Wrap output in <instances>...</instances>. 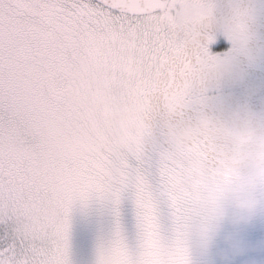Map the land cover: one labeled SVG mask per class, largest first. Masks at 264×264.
<instances>
[{
  "label": "snow or ice",
  "instance_id": "obj_1",
  "mask_svg": "<svg viewBox=\"0 0 264 264\" xmlns=\"http://www.w3.org/2000/svg\"><path fill=\"white\" fill-rule=\"evenodd\" d=\"M167 0H0V264H77L73 209L99 200L113 217L87 264H195L185 244L188 225L172 195L169 174L190 154L225 181L230 170L206 137L182 152L167 123L187 122L224 97L206 76L209 47L218 32L231 52L250 59L264 50V0H191L202 16L214 9L219 29L197 32L161 19ZM87 62L98 82L105 71L138 65L124 76L116 102L131 107L147 131L136 151L73 155L41 151L38 129L63 114L62 83L50 86L29 68ZM31 78L32 86L26 87ZM46 97L45 107L36 105ZM264 115V113H260ZM131 203V222L124 206Z\"/></svg>",
  "mask_w": 264,
  "mask_h": 264
},
{
  "label": "rangeland",
  "instance_id": "obj_2",
  "mask_svg": "<svg viewBox=\"0 0 264 264\" xmlns=\"http://www.w3.org/2000/svg\"><path fill=\"white\" fill-rule=\"evenodd\" d=\"M180 2L181 0H172L170 4V14H180L176 17L169 15L168 19L172 22L181 25L183 20L201 15L190 2ZM217 3L220 5L219 0ZM213 11L214 9H209L204 15ZM218 20L222 22V18ZM216 41L209 47L207 60L214 61V64H207L206 76L215 79L221 75L217 69L225 61L231 67L242 69L246 66V76L236 78L241 83L238 87L231 84L235 80L233 75L227 79L226 87L220 84V94L224 99L226 96L233 98L232 102L224 104L222 99L191 121H169L166 126L168 138L177 152H182L188 141L196 137L208 138L220 155H225L223 160L230 170V179L225 181L212 175L204 161L186 154L177 161V171L169 174L170 189L183 209L188 225L185 244L192 251L195 264H264V212L251 223L236 222L233 218L234 207L220 199L225 188L239 186L241 166H235V162L243 161L244 152L215 135L216 130L212 125H209L208 130L201 127V122L211 117L233 131L258 128L260 135H264V115H260L264 113V52L250 59L244 54L231 52L233 45L228 39H222L221 46L214 49ZM253 46L264 50V39ZM250 70L252 71L249 72ZM29 71L47 85L62 83L63 112L76 114L73 119L60 114L39 127L37 147L41 151L55 146L79 156L100 150L136 151L140 148L147 130L138 125L136 113L131 107L122 105L115 99L125 87V75L135 79L143 74L144 70L138 65L109 69L99 82L91 76L92 68L85 61L78 64L69 62L59 67L46 63L32 66ZM221 76L226 78V75ZM31 86L32 80L29 78L26 87ZM248 95L255 102L253 107L250 106ZM46 104V97H37L38 107H45ZM217 104L226 105L227 111H224V107L218 109ZM237 105L243 110L237 111ZM239 116L242 119H249L250 116L257 120L255 123L241 121L248 122L249 125L239 128L235 125ZM231 121H235L234 126H230ZM228 158L233 162L232 166L227 162ZM193 166L203 173V178L192 171ZM260 188L264 190V181ZM217 202L224 209V215L216 207ZM131 216V203L126 202V222H131ZM72 223L75 259L77 264H87L98 238L109 233L113 217L105 204L92 200L74 207Z\"/></svg>",
  "mask_w": 264,
  "mask_h": 264
},
{
  "label": "clouds",
  "instance_id": "obj_3",
  "mask_svg": "<svg viewBox=\"0 0 264 264\" xmlns=\"http://www.w3.org/2000/svg\"><path fill=\"white\" fill-rule=\"evenodd\" d=\"M217 71L221 75H231L234 69L225 61ZM209 125L215 128V135L244 152L241 171L238 174L239 186L225 188L220 199L234 207L233 218L236 222L251 223L264 212V190L260 188L261 182L264 181V135H260L258 128L233 131L211 117L201 122L204 130H208ZM192 171L203 178V173L195 166ZM216 207L219 208L220 214L224 215V209L219 202L216 203Z\"/></svg>",
  "mask_w": 264,
  "mask_h": 264
},
{
  "label": "flooded vegetation",
  "instance_id": "obj_4",
  "mask_svg": "<svg viewBox=\"0 0 264 264\" xmlns=\"http://www.w3.org/2000/svg\"><path fill=\"white\" fill-rule=\"evenodd\" d=\"M187 1L191 3V0H181L180 3L183 4V2H187ZM226 3H227V0H219V4L220 5H224ZM169 15L172 16V17H176V16H178L180 14H177V15H174L173 14V15H171L170 14V9H168L167 12L161 13V19H167V20H169L168 19ZM219 18H221V17L217 13V11L214 10L213 13H211L209 15H204V16H202V15H196V17H193V19H191V18L185 19V20H183V23L181 25L178 24L177 26L182 28L184 25H190L197 32L203 33V32H207L210 29H219L221 27V25H222V22H220L218 20ZM170 21H172V20L170 19ZM222 39H227V38L223 35L222 32H218V39L216 41L215 46H213L214 49H216L217 47L221 46V40ZM207 64L208 65L214 64V61L207 60L206 61V65ZM215 65H217V64H215ZM243 67L244 68H242V69H240V67H238V68L237 67H232L234 69V71L232 72L231 75L234 76L235 80L234 81H231V84L235 88L238 87V84H241L240 82H237L236 81L237 80L236 78L238 76H241L243 78L246 76V73H245V67L246 66H243ZM209 70H210V68H209ZM231 75H226V78H223L221 75H219L218 77H216L213 80L217 81L219 84H222L224 87H226L227 79H230L231 78ZM248 97H249L248 98L249 102L250 103H253L252 97H250L249 95H248ZM232 100H233V98L226 96L225 99L222 102L224 104H228V103H231ZM217 107H218V109L221 110L223 107H224V109H226L227 106L226 105H223L222 106L221 104H217ZM236 110L237 111H242L243 108L240 105H237ZM224 111H227V109L224 110ZM233 113L235 114V112H233ZM242 117H243V115H242ZM242 117H240V116L238 117V123H240V121H244V120L249 121V119H247V118L242 119ZM234 124H235V121H231L230 126H234ZM237 130L239 131V129H237Z\"/></svg>",
  "mask_w": 264,
  "mask_h": 264
},
{
  "label": "trees",
  "instance_id": "obj_5",
  "mask_svg": "<svg viewBox=\"0 0 264 264\" xmlns=\"http://www.w3.org/2000/svg\"><path fill=\"white\" fill-rule=\"evenodd\" d=\"M246 68V67H245ZM252 70H250L249 72H251ZM245 73H246V71H245ZM261 81H263V79L261 80ZM250 96V95H249ZM255 104V102L253 101V103H250V106L251 107H253V105ZM257 119H253L252 117H250L249 116V121H250V123H255V121H256ZM248 121V122H249ZM248 122L247 123H245V122H242L241 123V121H240V123H238V121H236V125H238V127L240 128H242V126H244V127H248ZM247 125V126H246ZM168 131V130H167ZM191 142V140L190 141H188V144ZM231 146H233V145H231ZM249 151L251 150L250 148L248 149ZM222 156V158L225 156V155H221ZM231 166H232V164H233V162L231 161V159L230 158H228V161H227ZM236 164H235V166H241L242 165V161H240V162H235ZM231 168V167H230Z\"/></svg>",
  "mask_w": 264,
  "mask_h": 264
},
{
  "label": "water",
  "instance_id": "obj_6",
  "mask_svg": "<svg viewBox=\"0 0 264 264\" xmlns=\"http://www.w3.org/2000/svg\"><path fill=\"white\" fill-rule=\"evenodd\" d=\"M171 2H172V0H167V3H165V4H163V5L161 6V9H162L161 13H165V12L168 11Z\"/></svg>",
  "mask_w": 264,
  "mask_h": 264
}]
</instances>
